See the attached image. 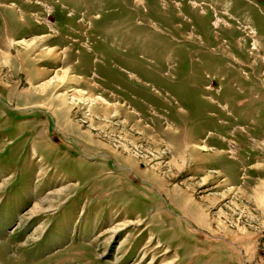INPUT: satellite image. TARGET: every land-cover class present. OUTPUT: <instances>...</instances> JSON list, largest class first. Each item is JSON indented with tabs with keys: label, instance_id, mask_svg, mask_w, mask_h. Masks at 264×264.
<instances>
[{
	"label": "rangeland",
	"instance_id": "374dc122",
	"mask_svg": "<svg viewBox=\"0 0 264 264\" xmlns=\"http://www.w3.org/2000/svg\"><path fill=\"white\" fill-rule=\"evenodd\" d=\"M257 193L264 0H0V264H264Z\"/></svg>",
	"mask_w": 264,
	"mask_h": 264
},
{
	"label": "bare ground",
	"instance_id": "6f19581e",
	"mask_svg": "<svg viewBox=\"0 0 264 264\" xmlns=\"http://www.w3.org/2000/svg\"><path fill=\"white\" fill-rule=\"evenodd\" d=\"M42 39V38H41ZM40 40V39H39ZM42 41V40H41ZM40 41V42H41ZM43 41H44V39H43ZM40 42H39V45H40ZM45 42V41H44ZM36 45V44H35ZM37 46V45H36ZM41 48V47H40ZM56 49V47H52V48H48V47H42V49L40 50V51H46V52H53V54H58V53H56V51H54ZM63 75V74H62ZM56 78V77H55ZM60 79H62L63 80V76L62 77H59ZM66 79V78H65ZM74 89H72V88H70V90L69 91H73ZM62 96L63 95H61V94H57L56 95V98H58V99H60V98H62ZM67 96V95H66ZM68 97V96H67ZM67 99V98H66ZM104 104V103H103ZM42 105V104H41ZM101 105V104H100ZM43 107H45L46 108V106H44V105H42ZM104 107H105V109L104 110H106L108 107H110L109 105H104ZM257 196H258V198L256 199L257 201H261V200H264V197L260 194V193H257L256 194ZM128 220L126 221V222H124V223H120V224H117V225H113V226H111V227H108L105 231H103V233H102V236H106V238H105V240L107 241V240H109V238L111 237V235H113L114 233H117L118 232V230H121V229H124V228H126L127 226H129V225H133L134 224V226H137V225H139V223H137V222H133V223H130L129 225H128ZM127 224V225H126ZM106 233V234H105ZM104 240V241H105ZM155 247H161L159 244L158 245H156ZM165 252H167V251H165ZM141 263V262H140Z\"/></svg>",
	"mask_w": 264,
	"mask_h": 264
}]
</instances>
